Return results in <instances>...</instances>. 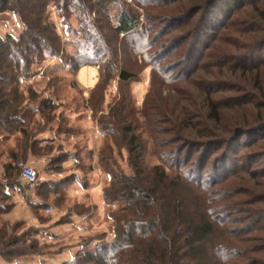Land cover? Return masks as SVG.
<instances>
[{
  "label": "rangeland",
  "instance_id": "rangeland-1",
  "mask_svg": "<svg viewBox=\"0 0 264 264\" xmlns=\"http://www.w3.org/2000/svg\"><path fill=\"white\" fill-rule=\"evenodd\" d=\"M115 2L138 16L139 27L115 39L100 24L116 63L104 85L98 67L72 70L78 23L71 18L65 27L48 8L64 53L42 59L20 82L25 134L0 132V175L13 161L38 172L30 200L11 190L0 200L14 205L0 223L17 240L0 246V264H63L111 242L110 217L123 205L104 201L108 174L132 179L133 166L173 184L172 233L186 232L184 206L196 225L210 226L185 262L264 264V0ZM21 31L16 16L0 12V37ZM119 71L133 78L121 82ZM101 120L110 136H99ZM13 174L17 181L19 170ZM23 249L27 255L12 261L10 253Z\"/></svg>",
  "mask_w": 264,
  "mask_h": 264
},
{
  "label": "trees",
  "instance_id": "trees-1",
  "mask_svg": "<svg viewBox=\"0 0 264 264\" xmlns=\"http://www.w3.org/2000/svg\"><path fill=\"white\" fill-rule=\"evenodd\" d=\"M50 5L56 7L58 17L65 27L69 26L71 18L78 23V31L73 33L77 39L73 45L75 52L67 63H75L72 70L87 65L98 67L101 70L100 85L111 80L112 71L116 70L114 53L105 49L107 40L99 30L102 21L110 27L114 35L112 38L115 39L130 36L137 32L139 27L138 16L115 0H0V12L13 14L22 25V31L17 37H0V132L16 130L25 134L22 128L24 122L20 117L26 114L27 106H24L23 96L18 92L20 82L30 77L32 66L42 59L59 58L64 53L54 25L48 23ZM112 8L118 12L110 17ZM135 54L144 60L142 52ZM115 73L121 82H128L133 78L125 71ZM42 105L46 109L53 106L46 100L42 101ZM99 129V136H110L114 132L109 123L102 120L99 122ZM100 159H105L107 167L110 166L106 155H101ZM13 163L14 161L3 167L11 188L18 175L13 174L15 170L18 172V163L12 166ZM133 168L136 180L121 178L109 172L111 190H106L102 195L107 205H123L118 211L120 215L110 217L114 224V239L101 246H94L92 252H84L83 255L63 264H189L185 261H190L195 255V241L207 236L210 226L207 223L196 225L194 215L184 206L187 218L182 225L186 232L172 233L168 210L171 203L174 200L176 202L174 192H169L174 189L173 184L168 183L164 174H155L158 177L155 178L149 172V175L144 176L137 166ZM153 170L156 171L157 168ZM7 190L0 185L1 201L10 200L12 195ZM167 194L171 200L166 197ZM181 205L182 203L173 208L172 212L175 214ZM13 207L14 205L3 208L0 203V216L8 214ZM31 208L38 209L37 206ZM8 232V228L0 223L1 247L10 246L11 241H17L10 239ZM166 234L173 236V239H169ZM10 254L13 261L17 257L27 255V252L23 249L21 252L14 251Z\"/></svg>",
  "mask_w": 264,
  "mask_h": 264
},
{
  "label": "built area",
  "instance_id": "built-area-1",
  "mask_svg": "<svg viewBox=\"0 0 264 264\" xmlns=\"http://www.w3.org/2000/svg\"><path fill=\"white\" fill-rule=\"evenodd\" d=\"M17 168L19 170V177L13 184L12 188L10 187L9 180L4 173L0 175V185L5 189H12L14 194L22 196L27 202V199L30 200L31 197H33V188L37 183L38 175L36 170L23 162L18 163ZM53 210L52 207L45 208L47 214L52 213Z\"/></svg>",
  "mask_w": 264,
  "mask_h": 264
},
{
  "label": "crops",
  "instance_id": "crops-1",
  "mask_svg": "<svg viewBox=\"0 0 264 264\" xmlns=\"http://www.w3.org/2000/svg\"><path fill=\"white\" fill-rule=\"evenodd\" d=\"M92 84V83H91Z\"/></svg>",
  "mask_w": 264,
  "mask_h": 264
}]
</instances>
